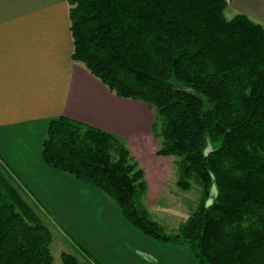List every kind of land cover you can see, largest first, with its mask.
<instances>
[{
	"label": "trees",
	"instance_id": "16d2710c",
	"mask_svg": "<svg viewBox=\"0 0 264 264\" xmlns=\"http://www.w3.org/2000/svg\"><path fill=\"white\" fill-rule=\"evenodd\" d=\"M66 2L72 60L115 96L155 110L156 156L179 159L178 186L195 181L202 201L169 234L150 217L146 173L126 142L65 116L48 125L44 162L199 264H264V28L227 19V0ZM15 181L0 162V264H53L50 229ZM81 254L87 262H62L89 264Z\"/></svg>",
	"mask_w": 264,
	"mask_h": 264
},
{
	"label": "crops",
	"instance_id": "0c3cea01",
	"mask_svg": "<svg viewBox=\"0 0 264 264\" xmlns=\"http://www.w3.org/2000/svg\"><path fill=\"white\" fill-rule=\"evenodd\" d=\"M227 2V19L246 15L264 28V0ZM72 51L66 0H0V162L44 211L82 219L70 229L57 218L73 235L85 232L76 249L98 264H199L187 248L138 231L99 190L44 162L48 125L65 116L126 142L146 173V200L166 180L160 163L143 165L139 157L158 148L149 106L115 96L72 60ZM99 201L106 210L99 212Z\"/></svg>",
	"mask_w": 264,
	"mask_h": 264
},
{
	"label": "rangeland",
	"instance_id": "374dc122",
	"mask_svg": "<svg viewBox=\"0 0 264 264\" xmlns=\"http://www.w3.org/2000/svg\"><path fill=\"white\" fill-rule=\"evenodd\" d=\"M149 108L151 117L155 118V110L150 106ZM139 153V157L143 165L144 163L147 165L148 163L158 162L160 163L161 172L165 173L162 177L164 178V176H166L161 193H153V196H148L147 200L146 196L144 197V203L148 208L150 217L154 221L158 222L169 234H177L179 233L181 227L186 223L188 218L199 209L200 203L202 201V188L195 181H191L192 184L189 190H183L178 186V181L181 178L179 159L171 157H157L153 149H143ZM18 186L23 190L26 197H28L35 204L38 212L42 215L45 224L50 229L52 234V244L50 249L54 259L53 264H63V254L72 255L80 262H87L83 258L84 256L80 253V251L76 249L77 246H80L78 238L80 236H85V232L80 233L81 228H76L75 235H73L65 227L66 225L71 229V223L73 219H82L77 216H69L67 221H65V219L60 216H56L51 211V213L44 211L38 202L32 198V196L21 184ZM82 198H84V196ZM212 200L210 199V202ZM97 202L98 200L94 201V204ZM99 203V212L106 210L100 201ZM57 218L61 219L65 225H63V223ZM90 263L98 264L94 257H92Z\"/></svg>",
	"mask_w": 264,
	"mask_h": 264
},
{
	"label": "water",
	"instance_id": "95a60500",
	"mask_svg": "<svg viewBox=\"0 0 264 264\" xmlns=\"http://www.w3.org/2000/svg\"><path fill=\"white\" fill-rule=\"evenodd\" d=\"M215 196H216V192H215V188H214V191H213V193L211 194L210 199L212 200Z\"/></svg>",
	"mask_w": 264,
	"mask_h": 264
}]
</instances>
